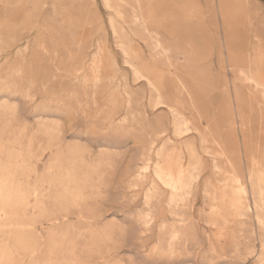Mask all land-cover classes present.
I'll use <instances>...</instances> for the list:
<instances>
[{
	"label": "rangeland",
	"instance_id": "rangeland-1",
	"mask_svg": "<svg viewBox=\"0 0 264 264\" xmlns=\"http://www.w3.org/2000/svg\"><path fill=\"white\" fill-rule=\"evenodd\" d=\"M105 1L0 0V264H264V0Z\"/></svg>",
	"mask_w": 264,
	"mask_h": 264
},
{
	"label": "bare ground",
	"instance_id": "bare-ground-1",
	"mask_svg": "<svg viewBox=\"0 0 264 264\" xmlns=\"http://www.w3.org/2000/svg\"><path fill=\"white\" fill-rule=\"evenodd\" d=\"M105 3L107 4V6H112L111 5V0H106L105 1ZM32 10V9H31ZM88 13V12H87ZM136 17V16H135ZM87 19V18H86ZM88 20H89V18H88ZM13 21V20H12ZM146 21H145V17L143 16V14L141 13V14H139L137 17H136V23H137V25H139V26H142V27H144V28H146L147 29V31L148 32H150L149 31V29L147 28V23H145ZM99 23H101V22H99ZM98 23V24H99ZM102 24V23H101ZM103 26V25H102ZM89 27H90V25H89ZM88 29V28H87ZM102 29H103V27H102ZM89 30V29H88ZM87 30V31H88ZM145 31V30H144ZM90 33V32H89ZM84 35H86V34H84ZM90 35V34H89ZM151 35V34H150ZM152 36H153V34H152ZM106 37V36H105ZM155 37V36H154ZM153 37V38H154ZM39 38H42V37H39ZM157 38V37H156ZM43 39V38H42ZM41 39V40H42ZM40 40V39H39ZM153 40H156V39H153ZM157 40H158V38H157ZM156 40V41H157ZM150 41H152L151 39H150ZM149 42V41H148ZM160 42V41H159ZM40 43V42H39ZM38 44V43H37ZM44 45V44H43ZM45 45H46V43H45ZM163 45V44H162ZM19 46V45H18ZM152 46V45H151ZM163 46H165V45H163ZM162 46V47H163ZM43 47V46H42ZM152 47H154L155 48V46L153 45ZM164 48V47H163ZM163 48H161V49H163ZM44 49V48H43ZM47 48H46V52H47ZM159 50H160V48H159ZM21 51V50H20ZM42 51V50H41ZM45 51V50H44ZM164 51H166V49H164ZM40 52V51H39ZM52 52V51H51ZM167 52V51H166ZM129 53V52H128ZM52 54V53H51ZM127 54V53H126ZM23 55V54H22ZM48 55H49V53H48ZM163 55V54H162ZM54 56V55H53ZM128 56V55H127ZM132 57V56H131ZM134 57H135V55H134ZM168 57V56H167ZM8 59V58H7ZM129 61V60H128ZM104 64V63H103ZM133 65V64H132ZM107 66V65H106ZM92 69H93V71H94V77L96 78V80H100L99 78H100V76L102 75V74H104L105 73V71H104V69H102V67H101V63H100V61H98V59L95 61V62H93V64H92ZM138 70H139V68H138ZM141 70V69H140ZM137 72V71H136ZM115 73V72H114ZM136 74H138V72L136 73ZM139 74H140V71H139ZM9 76V75H8ZM7 78V77H6ZM138 78H139V76H138ZM146 79V78H145ZM137 80H139V79H137ZM246 80H248V79H246ZM148 81H149V79H148ZM251 82V81H250ZM149 83H151V81L149 82ZM153 85V84H152ZM155 87V86H154ZM16 88V87H15ZM15 91V90H14ZM9 108V107H8ZM9 118V117H8ZM188 129V128H187ZM186 132V131H185ZM62 134V133H61ZM192 147H193V145H192ZM191 149V148H190ZM54 150V149H53ZM158 151H159V149H158ZM17 152V151H16ZM191 152V151H190ZM195 154L196 153V151H195V149H192V154ZM219 155V154H218ZM222 155V154H221ZM224 155V154H223ZM193 159V158H192ZM190 160L189 161V163H188V166L187 167H185V168H182L181 170H180V172L178 173V175H171V174H169L168 175V177L166 176V178L167 179H163V181L165 180V182H166V184L169 186V187H171L172 189H173V191H174V197L176 198V197H179V198H181V199H183L182 197H185V195H189V192L187 191V190H189V189H191L192 188V185L194 184V183H196L198 180H199V178H200V176H201V173H202V169H203V166H199L198 165V163H196L195 162V157H194V159L193 160ZM5 160V159H4ZM227 161V160H226ZM200 162V161H199ZM225 163V162H224ZM225 165H226V163H225ZM225 165H224V167H225ZM223 167V168H224ZM158 168V167H157ZM219 169H221V167L219 168ZM260 171V170H259ZM262 171V170H261ZM16 172H19V171H16ZM184 173H186L187 175L184 177L183 175H184ZM252 174V173H251ZM15 175V174H14ZM162 175V174H161ZM229 175V174H228ZM157 177V176H156ZM19 178V177H18ZM162 182V181H161ZM48 184V183H47ZM51 185V184H50ZM79 187V186H78ZM227 187H229L230 189H232L236 194H238V196H240V198H239V202L243 205V207L244 208H248V199H247V197H246V187H245V185H244V183H243V181L240 179V178H238V177H235L234 179H232L229 183H227ZM227 189V188H226ZM83 190V189H82ZM36 191V190H35ZM187 191V192H186ZM33 193V192H32ZM35 193V192H34ZM2 195V194H1ZM39 195V194H38ZM220 195V194H219ZM221 195H223V194H221ZM6 197V196H5ZM187 198V197H186ZM221 199H224V198H221ZM214 201V200H213ZM215 203H216V201H215ZM213 209H215V208H213ZM242 216V215H241ZM181 224V223H180ZM2 229V228H1ZM22 229V228H21ZM16 230V229H15ZM182 230H183V232L184 231H187V227H185V228H183V229H180V230H175L174 231V233H173V239H177V238H179V235H180V233L182 232ZM42 237V236H41ZM40 241V240H39ZM42 248V247H41ZM38 250V249H37ZM10 252V251H9ZM39 253V252H38ZM9 254V253H8ZM11 254V253H10ZM9 254V255H10ZM13 256V255H12ZM35 256V255H34ZM4 258V257H3ZM9 258V257H8ZM0 260H2V258L0 259Z\"/></svg>",
	"mask_w": 264,
	"mask_h": 264
},
{
	"label": "crops",
	"instance_id": "crops-1",
	"mask_svg": "<svg viewBox=\"0 0 264 264\" xmlns=\"http://www.w3.org/2000/svg\"><path fill=\"white\" fill-rule=\"evenodd\" d=\"M222 11V10H221ZM224 20V19H223Z\"/></svg>",
	"mask_w": 264,
	"mask_h": 264
}]
</instances>
